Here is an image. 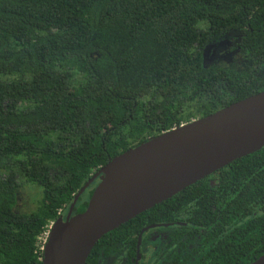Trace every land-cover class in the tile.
Returning a JSON list of instances; mask_svg holds the SVG:
<instances>
[{"label":"trees","instance_id":"16d2710c","mask_svg":"<svg viewBox=\"0 0 264 264\" xmlns=\"http://www.w3.org/2000/svg\"><path fill=\"white\" fill-rule=\"evenodd\" d=\"M233 32L241 55L264 62V0H0V264H40L47 226L108 159L264 90L253 69L203 65V49ZM20 179L40 190L24 213L14 209ZM155 223L178 227L173 243L184 235L182 249L170 247L182 264L254 261L264 253V146L97 243L133 245Z\"/></svg>","mask_w":264,"mask_h":264},{"label":"water","instance_id":"95a60500","mask_svg":"<svg viewBox=\"0 0 264 264\" xmlns=\"http://www.w3.org/2000/svg\"><path fill=\"white\" fill-rule=\"evenodd\" d=\"M263 146L264 90L126 149L93 172L65 215L49 223L40 264H84L104 234ZM95 179L84 210L72 214ZM249 264H264V253Z\"/></svg>","mask_w":264,"mask_h":264},{"label":"flooded vegetation","instance_id":"af4514ba","mask_svg":"<svg viewBox=\"0 0 264 264\" xmlns=\"http://www.w3.org/2000/svg\"><path fill=\"white\" fill-rule=\"evenodd\" d=\"M239 36L240 34L235 36L233 41L236 50L241 55L237 47ZM226 38L224 37L222 41L226 42ZM211 48L214 49L215 45ZM217 48H220V45H217ZM252 60L255 62L254 59ZM64 215L65 213L61 216ZM177 228L167 223L147 225L139 230L133 245L130 242L126 243L119 240L114 242L110 238H105L99 243L96 242V248L92 250L96 243L94 244L89 252V261L86 264H182V255H178L176 259L174 256H170V247H174L176 244V247L182 249V244L186 243L183 239L184 235H181L179 243L170 241L171 238H177L179 233ZM137 240L138 246L136 247ZM89 254L87 257H89Z\"/></svg>","mask_w":264,"mask_h":264},{"label":"rangeland","instance_id":"374dc122","mask_svg":"<svg viewBox=\"0 0 264 264\" xmlns=\"http://www.w3.org/2000/svg\"><path fill=\"white\" fill-rule=\"evenodd\" d=\"M228 35V36H227ZM237 33H228L224 35L227 37L226 42L221 41L212 44V47L215 45V48H208L204 53L203 65L208 66H219L228 68L234 71H251L258 78L264 77V62L256 65L255 62L251 59L239 55L238 51L235 48V42L233 39ZM230 38V39H229ZM217 45H220V48H217ZM255 67V68H254ZM20 184L16 190V204L15 211L18 213L29 212L33 210L35 202L39 197L40 190L35 186L27 183H23L22 179L19 180ZM42 241V238L41 240Z\"/></svg>","mask_w":264,"mask_h":264},{"label":"built area","instance_id":"2783aa9c","mask_svg":"<svg viewBox=\"0 0 264 264\" xmlns=\"http://www.w3.org/2000/svg\"><path fill=\"white\" fill-rule=\"evenodd\" d=\"M47 229H48V226H47V228H46V231H47ZM46 231H45V233H44L43 236H42L41 245H42V243H43V241H44V238H45V235H46ZM39 250H40V248H39Z\"/></svg>","mask_w":264,"mask_h":264}]
</instances>
